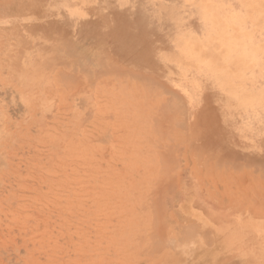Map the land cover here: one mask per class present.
Wrapping results in <instances>:
<instances>
[{
  "label": "rangeland",
  "instance_id": "1",
  "mask_svg": "<svg viewBox=\"0 0 264 264\" xmlns=\"http://www.w3.org/2000/svg\"><path fill=\"white\" fill-rule=\"evenodd\" d=\"M124 2L0 0V264H264V0Z\"/></svg>",
  "mask_w": 264,
  "mask_h": 264
},
{
  "label": "bare ground",
  "instance_id": "2",
  "mask_svg": "<svg viewBox=\"0 0 264 264\" xmlns=\"http://www.w3.org/2000/svg\"><path fill=\"white\" fill-rule=\"evenodd\" d=\"M66 1V0H65ZM123 1H125L124 2V6H128V9L130 10V14H133V16L134 15H144L143 17V20L142 21H144V20H146V19H151V17H149V15L147 14V13H150V11H148V9H143L142 8V6H140L139 5V3L138 2H136V3H128V0H123ZM160 10H163L162 8L160 9ZM262 14H264V13H262ZM83 15V14H82ZM82 15H77V16H72V17H75V18H80V16H82ZM147 16V17H146ZM141 17V16H140ZM153 21H156L155 19H152ZM152 20H149V21H152ZM260 45V44H259ZM232 64V63H231ZM230 66V65H229ZM228 67V66H227Z\"/></svg>",
  "mask_w": 264,
  "mask_h": 264
},
{
  "label": "crops",
  "instance_id": "3",
  "mask_svg": "<svg viewBox=\"0 0 264 264\" xmlns=\"http://www.w3.org/2000/svg\"><path fill=\"white\" fill-rule=\"evenodd\" d=\"M243 152H240L239 154L241 155V157H245L246 160H252L254 158V156L256 155V153L254 152H250L247 150H242Z\"/></svg>",
  "mask_w": 264,
  "mask_h": 264
}]
</instances>
